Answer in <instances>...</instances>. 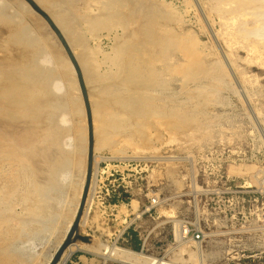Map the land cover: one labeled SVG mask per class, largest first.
<instances>
[{
    "label": "rangeland",
    "instance_id": "obj_1",
    "mask_svg": "<svg viewBox=\"0 0 264 264\" xmlns=\"http://www.w3.org/2000/svg\"><path fill=\"white\" fill-rule=\"evenodd\" d=\"M33 1L71 28L98 162L90 241L59 263L264 264V0ZM88 145L65 50L25 1L0 0V264L54 253Z\"/></svg>",
    "mask_w": 264,
    "mask_h": 264
},
{
    "label": "water",
    "instance_id": "obj_2",
    "mask_svg": "<svg viewBox=\"0 0 264 264\" xmlns=\"http://www.w3.org/2000/svg\"><path fill=\"white\" fill-rule=\"evenodd\" d=\"M25 3L29 5V7L35 12L38 16H40L45 23L48 25L50 30L55 34L57 37L58 41L60 42L61 46L65 50L75 72L77 75V79L79 82L80 90L84 99V103L87 109V119H88V131H89V145H88V160H87V173H86V179H85V185L83 188L82 196L80 199L79 207L75 216V220L72 226V229L66 238L65 242L63 245L58 249L57 253L55 254L52 262L50 264H58L59 261L61 260V257L63 256L65 250L69 245H71L73 242L76 240H81L82 242L88 243L90 239L88 237H82L80 236L79 233V223L80 220L83 216L84 209H85V204L87 201L88 193H89V188H90V180H91V174H92V160H93V125H92V119H91V113L89 109V101L87 97V91L85 88V84L83 81V76L81 73V69L79 67V64L77 63V60L75 56L73 55V52L71 48L69 47V44L67 43L65 37L55 25L53 20L49 17V15L43 11L33 0H23Z\"/></svg>",
    "mask_w": 264,
    "mask_h": 264
},
{
    "label": "bare ground",
    "instance_id": "obj_3",
    "mask_svg": "<svg viewBox=\"0 0 264 264\" xmlns=\"http://www.w3.org/2000/svg\"><path fill=\"white\" fill-rule=\"evenodd\" d=\"M261 1H262V0H261ZM109 4H110V3H109ZM25 5H26V4H25ZM113 5H114V4H113ZM64 12H66V10H65ZM137 12H138V11H137ZM63 14H64V13H63ZM109 14H110V13H109ZM104 15H105V14H104ZM105 16H107V15H105ZM105 16H104V17H105ZM108 17H109V16H108ZM148 17H149V16H148ZM60 18H61V17H60ZM63 18H64V16H63ZM68 19H69V18H67L66 21H67ZM69 20H71V19H69ZM69 20H68V21H69ZM61 21L67 23L68 26H69V24H70V23L66 22L65 19H64V20L61 19ZM118 21H119V20H118ZM72 22H73V21H72ZM72 22H71V23H72ZM124 23H125V21H124ZM62 24H63V23H62ZM77 24H78V23H77ZM125 24H126V23H125ZM59 25H61V24H59ZM63 25H64V24H63ZM70 25H72V24H70ZM74 25H75V23H74L72 26L75 27ZM146 25H147V24H146ZM65 27H66V26H65ZM73 27H72V28H73ZM75 28H76V27H75ZM80 28H81V27H80ZM113 28H114V27H113ZM130 28H131V27H130ZM60 29H61V28H60ZM150 29H151V28H150ZM150 29H149V30H150ZM70 30H71V28H70ZM70 30H69V31H70ZM61 31H62V30H61ZM65 31H67V30H65ZM65 31L63 30L64 33H65ZM69 31H67V33H65V34L70 33ZM48 32H49V31H48ZM141 32H142V31H141ZM145 32H146V31H145ZM147 32H148V31H147ZM64 33H63V34H64ZM145 34H146V33H145ZM80 35H81V34H80ZM137 35H138V34H137ZM67 36H68V35H67ZM134 36H135V35H134ZM143 36H146V35H143ZM68 37H71V36H68ZM165 37H166V36H165ZM165 37H164V38H165ZM80 38H81V37H80ZM135 38H136V37H135ZM74 39H75V37H74ZM158 39H159V38H158ZM75 40H78V39H75ZM75 40H74V42H75ZM79 40H80V39H79ZM160 40H161V39H160ZM166 40H168V39H166ZM70 42H71V41H70ZM72 42H73V41H72ZM72 42H71V43H72ZM163 42H164V41H163ZM187 42H188V41H187ZM140 43H141V42H140ZM143 43H144V42H143ZM149 43H150V42H149ZM159 43H160V41H159ZM161 43H162V42H161ZM79 44H80V43H79ZM128 44H129V43H128ZM146 44H148V43H146ZM164 44H166V43H164ZM69 45H70V43H69ZM83 45H84V44H83ZM143 45H144V44H143ZM161 45H162V44H161ZM166 45H168V44H166ZM166 45H165V46H166ZM182 45H183V44H182ZM70 46H71V45H70ZM118 46H119V45H118ZM118 46H116V47H118ZM123 46H125V45L123 44ZM127 46H128V45H127ZM140 46H141V45H140ZM144 46H145V45H144ZM144 46H143V47H144ZM134 47H135V46H134ZM162 47H164V46H162ZM167 47H168V46H167ZM135 48H136V47H135ZM139 48H140V47H139ZM146 48H147V47H146ZM121 49H122V48H121ZM167 49H168V48H167ZM177 49H178V48H177ZM133 50H134V49H133ZM137 50H139V49L137 48ZM141 50H142V49H141ZM115 51H117V50H115ZM136 52H137V51H136ZM149 52H150V51H149ZM119 53H120V52H119ZM121 53H122V52H121ZM124 53H125V52H124ZM158 53H159V52H158ZM197 53H198V52H197ZM119 55H120V54H119ZM153 55H154V54H153ZM155 55H156V54H155ZM157 55H158V54H157ZM162 55H163V54H162ZM84 56H85V55H84ZM122 56H123V54H122ZM147 56L149 57V55H147ZM79 58H80V57H79ZM76 59H77V58H76ZM128 59H129V58H128ZM136 59H137V58H136ZM150 59H151V58H150ZM81 61H82V60H81ZM118 62H119V61H118ZM85 63H86V62H85ZM85 63L83 62V64H82V62H81L82 67H85V65H86ZM151 63H152V62H151ZM128 64H129V63H128ZM88 66H89V65H88ZM88 66H87V67H88ZM83 69H84V68H83ZM123 69H124V68H123ZM128 69H129V68H128ZM88 70L91 71L90 68H89V69H86V72H89ZM192 70H193V69H192ZM130 71H131V70H130ZM130 71L128 70V72H130ZM194 71H195V70H194ZM90 74H91V73H90ZM90 74H89V75H90ZM120 74H121V73H120ZM126 74H127V73H126ZM129 74L131 75V73H129ZM129 74H127V75L129 76ZM86 75H88V74H86ZM91 75H92V74H91ZM91 75H90V78L93 77V76H91ZM193 75H194V74H193ZM129 79H130V78H129ZM132 79H133V78H132ZM120 80H121V79H120ZM153 81H154V80H153ZM118 82H119V81H118ZM154 83H155V82H154ZM149 85H151V84H149ZM151 86H152V85H151ZM151 86H150V87H151ZM128 87H129V86H128ZM134 96H135V95H134ZM141 98H142V96H141ZM141 98H139V100H140ZM130 99H131V98H130ZM132 99L135 100V98H132ZM142 99H143V98H142ZM136 100H137V99H136ZM144 100H145V98H144ZM144 100H143V102H144ZM147 100L149 101V99H147ZM129 101H130V100H129ZM148 101H147V102H148ZM125 102H126V100H125ZM131 102H132V101H131ZM131 102H130V103H131ZM133 102L135 103V101H133ZM133 102H132V103H133ZM141 102H142V101H141ZM149 102H150V101H149ZM168 102H169V101H168ZM132 103H131V104H132ZM136 103H137V102H136ZM138 103H139V101H138ZM125 104H129V103H125ZM141 104H142V103H141ZM144 104H145V103H144ZM133 105H134V104H133ZM136 105H137V104H136ZM139 105H140V104H139ZM142 105H143V104H142ZM129 106H130V105H129ZM134 106H135V105H134ZM152 106H153V105H152ZM126 107H128V106L126 105ZM140 107H141V106H140ZM128 108H129V107H128ZM136 109H137V108H136ZM143 110H144V109H143ZM169 110H170V109H169ZM127 112H129V111H127ZM149 112H150V111H149ZM151 112H152V111H151ZM139 113H140V112H139ZM130 114H131V113H130ZM137 114H138V113H137ZM171 114H174V113H171ZM155 116H156V115H155ZM124 117H125V116H124ZM128 117H129V116H128ZM130 117H131V116H130ZM135 117H136V116H135ZM137 117H138V115H137ZM156 117H157V116H156ZM140 118H141V117H140ZM122 119H123V118H122ZM127 120H128V119H127ZM117 121H118V120H117ZM121 124H122V123H121ZM129 126H130V125H129ZM121 129H122V128H121ZM93 145H94V144H93ZM94 152H95V148H94V146H93L92 174H91V180H90V187H91V184L95 181V176H96L95 173L97 172L96 170H97V164H98V162L94 159ZM83 175H84V177H85V179H86V173H83ZM85 179H84V181H85ZM94 184H95V183H94ZM80 192H81V191H80ZM81 194H82V193H80L79 196H81ZM193 195H194V194H193ZM79 199H80V197H79ZM89 200H90V199H89ZM78 201H79V200H78ZM77 204H78V203H77ZM90 204H91V203H90ZM78 206H79V205H78ZM75 212H76V211H75ZM75 212H74V213H75ZM73 217H74V215H73ZM73 217H72V218H73ZM73 223H74V222H73ZM73 223H72V221L69 222V225L67 226V229H66V231H65V235H64V237L62 238L63 240H62V241H59V244L56 246L54 253H53L51 256L49 255L50 257L48 258V260L46 261L45 264H49V263L51 262L52 258L54 257V255H55L56 252L58 251L59 247H60L61 244L63 243L64 238H67V237H68V235H69V233H70V231H71V229H72ZM175 225H176V224H175ZM174 227H175V226H174ZM69 228H70V230H69ZM173 229H174V228H173ZM67 231H68V235H67V237H65ZM182 235H183V234H182V231L179 230L178 237L181 238ZM60 240H61V239H60ZM77 241L82 242V241L79 240V239L76 240L75 242H77ZM75 242H73V243H75ZM73 243H72V244H73ZM83 243H85V242H83ZM69 246H70V245H69ZM67 248H68V247H67ZM60 263H61V262H60ZM60 263H58V264H60Z\"/></svg>",
    "mask_w": 264,
    "mask_h": 264
},
{
    "label": "built area",
    "instance_id": "obj_4",
    "mask_svg": "<svg viewBox=\"0 0 264 264\" xmlns=\"http://www.w3.org/2000/svg\"><path fill=\"white\" fill-rule=\"evenodd\" d=\"M196 238L198 239L199 238V235H197Z\"/></svg>",
    "mask_w": 264,
    "mask_h": 264
}]
</instances>
